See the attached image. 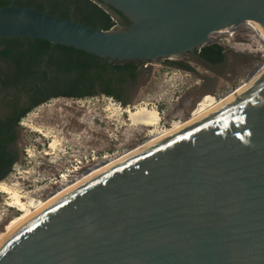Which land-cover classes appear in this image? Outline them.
I'll list each match as a JSON object with an SVG mask.
<instances>
[{"label": "water", "instance_id": "1", "mask_svg": "<svg viewBox=\"0 0 264 264\" xmlns=\"http://www.w3.org/2000/svg\"><path fill=\"white\" fill-rule=\"evenodd\" d=\"M101 1L130 25L103 30L12 0L0 38L160 63L249 19L264 27V0ZM0 264H264V71L40 207L0 241Z\"/></svg>", "mask_w": 264, "mask_h": 264}, {"label": "rangeland", "instance_id": "2", "mask_svg": "<svg viewBox=\"0 0 264 264\" xmlns=\"http://www.w3.org/2000/svg\"><path fill=\"white\" fill-rule=\"evenodd\" d=\"M222 38L219 43L225 50V61L215 68L206 66L192 56L181 59V62L191 66L188 69L164 61L141 62L138 77L134 83L127 85L122 104L135 107L148 103L165 114L164 121L169 124L175 119H189L195 106L207 94L217 98L226 96L264 61V55L227 43L225 36ZM107 97L110 96L96 95L80 99L57 97L31 110L17 128L14 148L19 152L18 162L0 184L16 187L26 196L46 197L56 189L60 173H70L74 158L94 151L97 159H101L104 155L122 153L145 141L148 130L141 126H130L128 113L120 117L113 114ZM3 99L4 94L0 96V110H4ZM21 100L22 103L26 102L24 96ZM30 125H42L53 131L52 134L61 140L57 154H44L46 150L51 151L49 146L53 138L43 136ZM51 157L55 158L54 162L50 160ZM94 161L89 159L87 162ZM9 200V195L0 191V217H3L0 234L6 224L20 214L7 206Z\"/></svg>", "mask_w": 264, "mask_h": 264}, {"label": "trees", "instance_id": "3", "mask_svg": "<svg viewBox=\"0 0 264 264\" xmlns=\"http://www.w3.org/2000/svg\"><path fill=\"white\" fill-rule=\"evenodd\" d=\"M11 2L0 0V7ZM14 2L103 30L130 25L127 16L101 0ZM223 50L220 44L210 43L202 47L200 56L222 62ZM141 66L142 63L135 60L104 59L72 46L53 45L36 38H0V95H5L3 104L10 109L4 119L0 118V147L17 138L16 127L31 110L53 98L80 99L106 95L123 101L127 85L136 81ZM23 96L25 103L21 100ZM7 175L0 174V181Z\"/></svg>", "mask_w": 264, "mask_h": 264}, {"label": "bare ground", "instance_id": "4", "mask_svg": "<svg viewBox=\"0 0 264 264\" xmlns=\"http://www.w3.org/2000/svg\"><path fill=\"white\" fill-rule=\"evenodd\" d=\"M244 24L250 26L254 32L258 34L260 39L264 42V27L263 25L258 22L255 19H249L247 22H244ZM226 29V28H225ZM221 29L220 32L222 30ZM255 65V64H254ZM262 71H264V65L257 71L253 72L251 75L247 76L245 79L242 80V83L239 87H237L235 90H232L229 92L226 96L222 98H217L211 94H207L204 96L198 104L195 106V108L192 111L191 116L189 119L182 121V120H175V122L170 126H164L162 124V114L156 107H150L148 103H143L135 107H127L126 112L128 113V121L130 122V126H136V127H143L148 130V137L145 141L140 143L139 145L135 146L132 149H127L123 151L122 153H118L114 156H105V160L100 163L99 165L92 167L87 172H85L80 177H77L73 180H69V174H65L64 177H66L67 180L58 181L56 189H54L48 196L45 198H40L36 196H26L22 194L19 189L16 187H13L7 183H1L0 184V191L3 193H6L9 195V201L7 202L12 207H16L20 214L13 217L8 224L5 226V230L1 232L0 234V241L14 228L16 227L20 222H22L24 219H26L28 216L33 214L36 210H38L40 207L45 205L47 202L61 194L62 192L66 191L67 189L71 188L72 186L76 185L77 183L81 182L82 180L93 176L103 168L111 165L115 161L125 157L126 155L130 154L131 152L135 151L136 149L156 140L157 138L161 137L162 135L190 122L194 118L198 117L199 115L205 113L206 111L212 109L213 107L220 104L223 100L227 99L240 89H242L245 85H247L251 80H253L256 76H258ZM42 107V106H41ZM113 109V114L117 116L121 115V110H123V107L121 106H113L110 107ZM38 110V109H37ZM42 110V109H41ZM37 115V114H36ZM35 117V116H34ZM37 117V116H36ZM32 123V122H31ZM33 127V129L41 133L43 136L50 138H53V140L50 142V150L45 151V155L49 156L52 154H57V150H59L58 146L61 145V140L53 133L51 129H45L41 126H35L30 125ZM46 127V126H45ZM44 137V138H45ZM57 156V155H56ZM55 156V157H56ZM52 162L55 161L54 157H51L50 159ZM38 180V179H36ZM2 216V215H1ZM1 221V220H0Z\"/></svg>", "mask_w": 264, "mask_h": 264}, {"label": "built area", "instance_id": "5", "mask_svg": "<svg viewBox=\"0 0 264 264\" xmlns=\"http://www.w3.org/2000/svg\"><path fill=\"white\" fill-rule=\"evenodd\" d=\"M245 22H247V21H245ZM115 27L116 26H114L112 28H115ZM222 36H225V40L227 43H234L236 46L241 47L243 49L247 48L250 51L255 52L257 55H259V54L264 55V42L260 39L258 34L256 32H254L250 26L244 24V22L233 25L231 27H228L225 30H222L221 32H220V30H218V31L212 33L211 34V39H212L211 43H214V42L219 43L220 40L223 39ZM263 65H264V61L261 62L260 64H258L253 70H251L249 72L248 76L251 75L253 72L259 70ZM107 100H108L110 107H113V106L123 107V110H121V112H122L121 115H124L125 113H127L126 112L127 107H125L121 101H117L112 96L107 97ZM164 119H165V114H162V121L161 122L164 126H170L176 120V119L172 120L169 124H167L164 121ZM177 120H179V119H177ZM88 154L89 155H85L84 157H81L78 159L74 158V163L72 164V166L70 168V176L68 177L69 180H73L77 177H80L81 175H83L85 172H87L92 167H95V166L99 165L100 163H102L105 160V156H107V155H104V156H102L101 159H97L98 157H97L96 152L92 151L91 153L89 152ZM28 155H30V153H28ZM108 155L114 156L116 154H108ZM89 159H92L95 161L89 163V162H87ZM65 174H68V173L67 172L60 173V175H59L60 181L67 180L66 177H64ZM49 194H47V196ZM41 198H45V197H41ZM6 204L10 209L16 210L18 213H20L16 207H12L8 203H6Z\"/></svg>", "mask_w": 264, "mask_h": 264}, {"label": "flooded vegetation", "instance_id": "6", "mask_svg": "<svg viewBox=\"0 0 264 264\" xmlns=\"http://www.w3.org/2000/svg\"><path fill=\"white\" fill-rule=\"evenodd\" d=\"M201 50H202V48L198 49L196 51V53H186L180 57V60H179V58H171V59H164L163 61L167 62L171 65L177 66L178 68H182V69L191 68V66L189 64L181 62V59H183V57H186V56L187 57L192 56L193 58L197 59L201 63H203L206 66L211 67V68L218 67L224 63V61H225V50L222 51V53H224V60L222 62H213L211 60L205 59L204 57L200 56ZM136 62L141 63L143 61H136ZM8 97L12 98L11 95H9ZM9 110H10L9 107L4 106V110H0V118L4 119L5 114H7V112ZM18 127L19 126L16 127V135L18 133V131H17ZM11 133L12 132H9V134H11ZM16 140H17V138L11 142L10 141L5 142L0 147V174L10 173L12 171V169L14 168L15 164H17V162H18L19 152H18V150H16L14 148Z\"/></svg>", "mask_w": 264, "mask_h": 264}, {"label": "clouds", "instance_id": "7", "mask_svg": "<svg viewBox=\"0 0 264 264\" xmlns=\"http://www.w3.org/2000/svg\"><path fill=\"white\" fill-rule=\"evenodd\" d=\"M63 157H65V154L63 155ZM2 219H3V217L1 216V217H0V220H2Z\"/></svg>", "mask_w": 264, "mask_h": 264}]
</instances>
